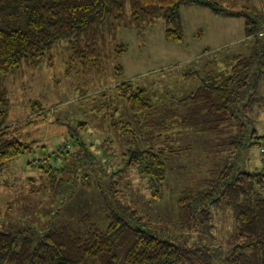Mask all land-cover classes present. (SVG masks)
Returning a JSON list of instances; mask_svg holds the SVG:
<instances>
[{"label": "rangeland", "instance_id": "1", "mask_svg": "<svg viewBox=\"0 0 264 264\" xmlns=\"http://www.w3.org/2000/svg\"><path fill=\"white\" fill-rule=\"evenodd\" d=\"M218 3L223 9L246 11L252 17L264 10V0ZM181 20L185 39L179 42L166 39L163 19L150 23L144 35H138L130 23L126 24L119 31V40L128 51L111 60V72L85 73L78 60L72 61L69 40H65L56 45L58 50L53 49L46 61L34 68L24 66L4 79L11 98L8 122L22 126L32 122L28 133L41 138L46 135L43 145L48 152L44 156L45 147L39 143L34 152L12 161L0 175L1 232L32 229L41 234L65 226L83 236L88 232L81 221L86 215L105 230L108 206L101 188H106L113 199L120 201L116 204L130 205L152 222V232L160 239L197 250L196 258L209 264H227L236 226L232 208L225 203H198L195 196L216 187L225 166L243 171L262 169L264 139L261 146L251 144L264 138V79L254 95L258 100L254 111L238 113L239 120L234 118L232 122H219L208 103L180 101L168 105L172 95L187 98L204 82H211L212 75L228 69L237 56L250 55L254 42L246 38L242 19L217 17L206 8L183 7ZM130 80L138 87L150 88L157 103L154 112L139 117L127 109L126 117L122 111L113 117L107 110H98L105 102L101 92ZM41 108L44 112L38 116L35 113ZM112 122H132L133 132L120 130ZM82 123L88 124V129L83 134L79 129L78 132L95 156L94 162L85 160V166H81V162L75 161L74 167L73 159L59 163L54 160L53 166L64 164L67 168L56 171L54 177L33 169L30 163L35 160L47 159L49 155L56 159L52 155L54 150L63 154L66 149L60 148L66 146L64 143H74L70 139L71 127ZM240 124V130L243 126L245 129V142L243 147L234 148L230 145L231 137L240 134ZM253 129L257 131L255 139ZM150 145L165 149L167 154L168 179L158 198L152 196L149 178L126 166L130 146ZM120 169L124 172L115 175ZM85 174L91 180L90 185L86 181L87 186L81 182ZM212 194L218 197L216 191ZM184 198L192 204L191 228L182 209ZM204 208L210 209V220L199 214ZM124 253L125 248L118 264H126Z\"/></svg>", "mask_w": 264, "mask_h": 264}, {"label": "trees", "instance_id": "2", "mask_svg": "<svg viewBox=\"0 0 264 264\" xmlns=\"http://www.w3.org/2000/svg\"><path fill=\"white\" fill-rule=\"evenodd\" d=\"M218 1L0 0V175L10 167L12 161L34 152L39 143L45 147L42 150L44 156L48 152L43 145L45 134L41 138L38 134L32 136L28 133L32 122H28L27 126L8 122L11 98L4 84L7 76L21 71L24 66L34 68L46 61L48 54L57 49L56 45L65 40H69L72 61L78 60L85 73L111 72V60L124 56L128 51L127 45L119 40L121 28L130 23L138 35H144L150 23L163 19L166 39L183 41V7L197 6L209 9L216 16L243 19L247 37L254 42L250 55L237 56L228 69L212 75L211 82H204L187 98L178 99L172 95L168 98L172 101H168V105L180 101L208 103L218 115L219 122H232L234 118L239 120L238 113L253 112L258 103L254 95L264 79V10L258 17H252L246 11L223 9ZM149 92L150 88L138 87L131 80L123 81L101 92V99L105 102L98 110H107L113 117L122 111L126 117V110L129 109L134 116L148 117L157 105ZM43 112L41 108L35 114L42 116ZM112 124L119 125L120 130L133 132L132 122ZM71 129L70 139L74 143H64L66 146L60 149L66 150L61 155L54 150L52 155L56 159L49 155L47 159L40 158L38 162L30 163L34 170L39 169L43 175L54 177L56 171L67 169L62 163L64 160L73 159L74 167H77L75 161L81 162V166H85V160L94 162L95 156L81 138L88 124L82 123ZM240 129L241 124L240 134L231 137L230 145L234 148L244 146V126L242 131ZM252 133L255 139L257 131L253 129ZM262 139L257 138L251 145L261 146ZM128 151L130 158L127 168L138 169L140 174L148 177L152 196L158 198L168 179L165 149H157L153 145L141 148L130 146ZM54 160L57 163L62 161L63 165L53 166ZM262 163V169L253 171L225 166L216 187L195 196L198 203H225L232 208L236 226L227 264H264V158ZM123 172L124 169H120L115 175ZM82 181L84 184L91 181L90 176L85 174ZM87 184L90 185L89 182ZM213 191L218 193L217 198L213 197ZM101 193L108 206V226L105 230L92 221L90 215H86L81 219L88 229L83 236L74 234L65 226L41 234L32 229L11 233L0 231V264H118L124 248L126 264H209L196 258L197 250L154 235V224L134 207L116 204L120 201L113 199L108 189L101 188ZM189 202V198L181 200L186 223L191 228L194 214ZM200 213L210 220L209 208H204Z\"/></svg>", "mask_w": 264, "mask_h": 264}, {"label": "crops", "instance_id": "3", "mask_svg": "<svg viewBox=\"0 0 264 264\" xmlns=\"http://www.w3.org/2000/svg\"><path fill=\"white\" fill-rule=\"evenodd\" d=\"M217 17H220V16H217ZM243 20V19H242ZM244 21V32H245V35H246V38L248 39V37H247V34H246V25H245V20H243ZM234 25H236V24H234Z\"/></svg>", "mask_w": 264, "mask_h": 264}]
</instances>
